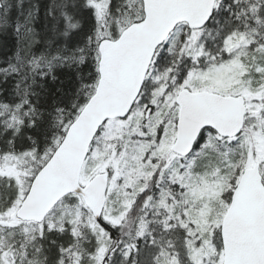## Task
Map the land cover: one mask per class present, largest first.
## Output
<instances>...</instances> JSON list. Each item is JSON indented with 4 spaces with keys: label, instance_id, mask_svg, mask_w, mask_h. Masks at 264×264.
<instances>
[{
    "label": "snow or ice",
    "instance_id": "6c2138e0",
    "mask_svg": "<svg viewBox=\"0 0 264 264\" xmlns=\"http://www.w3.org/2000/svg\"><path fill=\"white\" fill-rule=\"evenodd\" d=\"M0 264H264V0H0Z\"/></svg>",
    "mask_w": 264,
    "mask_h": 264
}]
</instances>
